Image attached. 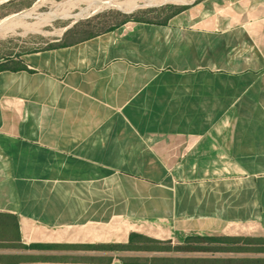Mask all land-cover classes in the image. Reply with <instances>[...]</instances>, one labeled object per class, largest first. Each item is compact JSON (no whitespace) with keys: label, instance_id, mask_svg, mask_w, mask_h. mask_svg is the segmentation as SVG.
Masks as SVG:
<instances>
[{"label":"crops","instance_id":"0c3cea01","mask_svg":"<svg viewBox=\"0 0 264 264\" xmlns=\"http://www.w3.org/2000/svg\"><path fill=\"white\" fill-rule=\"evenodd\" d=\"M13 60L0 71V213L22 243L264 232V0H205ZM81 252L11 264H215Z\"/></svg>","mask_w":264,"mask_h":264},{"label":"rangeland","instance_id":"374dc122","mask_svg":"<svg viewBox=\"0 0 264 264\" xmlns=\"http://www.w3.org/2000/svg\"><path fill=\"white\" fill-rule=\"evenodd\" d=\"M15 3L11 4L10 2ZM103 0H0V63L7 67L15 66L13 57L29 50L51 44L61 37L78 40L101 32L120 23L127 17L134 19H155L156 13H143L142 10H159V17L168 15L172 10L203 7L205 0H125L119 3L100 4ZM109 1V0H104ZM95 2V3H94ZM122 9H129L130 12ZM133 9V10H132ZM46 18L44 20L43 18ZM160 18H156L159 20ZM43 20V21H42ZM256 232V233H254ZM250 231L246 228H233L217 234H195L182 237L175 244L191 241L193 246L204 247L203 251H191L196 255L194 262L223 263L242 259H264V253L209 251L211 247H230V238L264 237L261 230ZM139 245V244H137ZM152 247L151 244H145ZM85 248L50 247L42 249L0 248V260L13 261L19 258L61 259L76 258ZM104 259L111 257L123 261H176V251L127 250L122 248L98 249Z\"/></svg>","mask_w":264,"mask_h":264},{"label":"trees","instance_id":"16d2710c","mask_svg":"<svg viewBox=\"0 0 264 264\" xmlns=\"http://www.w3.org/2000/svg\"><path fill=\"white\" fill-rule=\"evenodd\" d=\"M11 4L15 3L14 1L10 2ZM123 11L129 12V9H122ZM133 10V9H132ZM164 10V7H161L159 10H142L143 13H156V18H160L159 15ZM183 9L172 10L168 15L162 16L159 20L155 19H134L132 16L127 17L125 20L121 21L119 25L128 20L134 21H144V22H165L169 17L177 14ZM113 26L107 28L106 30L112 28ZM104 31V30H103ZM99 33V32H97ZM94 33V34H97ZM94 34L88 35L84 38L93 36ZM82 39V38H81ZM8 67L0 63V71L7 69ZM139 244V245H137ZM145 244H151L152 247H146ZM191 241L184 242V244H173L170 240H156L148 237H144L137 234H132L129 238V241L126 244H110V245H43V244H24L20 241L18 235L17 221L12 214L0 213V248H17V249H42L50 247H73V248H122L127 250H155V251H176V252H191V251H203L204 247L193 246ZM230 247H211L207 249L209 251H234V252H256L264 253V237H235L230 238L229 242ZM34 260H43V259H34V258H19L13 261L0 260V263H18L23 261H34ZM136 262V261H131ZM208 263V262H201ZM217 264V263H215ZM221 264H264V259H242L238 261L223 262Z\"/></svg>","mask_w":264,"mask_h":264},{"label":"bare ground","instance_id":"6f19581e","mask_svg":"<svg viewBox=\"0 0 264 264\" xmlns=\"http://www.w3.org/2000/svg\"><path fill=\"white\" fill-rule=\"evenodd\" d=\"M122 1V0H121ZM121 1H119V0H109V1H99V3L100 4H108V3H111V2H117V3H119V2H121ZM123 1H125V0H123ZM95 3V2H94ZM130 12V11H129ZM46 18L47 17H45V18H43L44 20H46ZM43 21V20H42ZM12 23H10V24H2V25H0V28H6V27H9L10 25H11Z\"/></svg>","mask_w":264,"mask_h":264}]
</instances>
